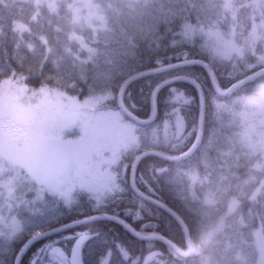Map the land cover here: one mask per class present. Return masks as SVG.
<instances>
[{
    "label": "trees",
    "instance_id": "obj_1",
    "mask_svg": "<svg viewBox=\"0 0 264 264\" xmlns=\"http://www.w3.org/2000/svg\"><path fill=\"white\" fill-rule=\"evenodd\" d=\"M73 1L0 0V91L26 84L36 101L60 98L69 109L91 113L116 110L149 140L137 149L123 144L113 162L117 185L109 183L105 196L77 189L68 198L0 153V264H16L30 239L63 226L34 240L19 264H68L84 232L82 264L254 263V231L261 224L264 229V155L245 138L246 122L234 99L264 83V74L220 94L201 63H178L205 61L222 89L264 67V55L253 51L252 42L244 57L230 59L207 43L208 30L216 28L247 48L248 10L255 0H91L97 13L91 22L76 18ZM161 67L168 68L124 90L126 107L147 120L163 84L155 118L141 122L121 107L122 87L133 75ZM197 84L205 99L200 140L188 154L169 158L164 154H181L196 140ZM172 119L181 121L179 138L158 142ZM148 150L156 153L138 161L134 187V162ZM232 199L239 204L228 212ZM158 201L179 215L188 237L178 217Z\"/></svg>",
    "mask_w": 264,
    "mask_h": 264
},
{
    "label": "rangeland",
    "instance_id": "obj_2",
    "mask_svg": "<svg viewBox=\"0 0 264 264\" xmlns=\"http://www.w3.org/2000/svg\"><path fill=\"white\" fill-rule=\"evenodd\" d=\"M250 6L252 35L246 39L248 47L243 48L237 39H226L215 28L208 30L207 35L213 53L229 59L232 55L244 57L252 42L253 51L260 57L264 55V0H255ZM71 8L78 20L91 22L97 16L91 0H74ZM235 97L246 122L243 134L249 145L264 155V83ZM180 124L181 121L178 124V120L172 119L158 142L168 145L176 141L182 132ZM139 131L136 123L125 120L116 110L91 113L87 109H69L60 98L36 101L26 84H8L0 91V153L26 169L37 182L68 198L74 197L77 189L100 196L109 193L117 185L119 169L114 165L120 159L123 144L137 149L142 139L144 143L149 140ZM109 183L113 184L110 188ZM262 183L254 191V197ZM238 204L237 199H232L228 212ZM15 218L18 220L17 215ZM20 227L21 224L14 225L15 230ZM254 235L258 257L252 264H264L262 224ZM87 236L86 232L80 233L68 264H82L80 250Z\"/></svg>",
    "mask_w": 264,
    "mask_h": 264
},
{
    "label": "water",
    "instance_id": "obj_3",
    "mask_svg": "<svg viewBox=\"0 0 264 264\" xmlns=\"http://www.w3.org/2000/svg\"><path fill=\"white\" fill-rule=\"evenodd\" d=\"M192 63H201L205 68H207V70L210 72V75H211V77H212L213 84H214V86H215L217 92L220 93V94H225V93H227V92H230L232 89H234V88H236V87H239V86H242V85H245V84H247L249 81H251L252 79L258 77L259 75L264 74V67H262V68L256 70L255 72L251 73L250 75L244 77L243 79H241V80H239V81L233 83V84H232L230 87H228L227 89H222V88L219 87V85H218V83H217V81H216V79H215V76H214V74H213V72H212V69L210 68V66H209L205 61H203V60H201V59H196V60L182 61V62H180V63H178V64H182V65H183V64H192ZM167 68H168V67H161V68H158V69L148 70V71H144V72L138 73V74L133 75L132 77H130V78L124 83V85H123V87H122V90H121V94H120V105H121V107L124 109V111H125L127 114H129L131 117H133V118H135V119H137V120H139V121H141V122H149V121H151V120H153V119L155 118L156 113H157V103H156L157 91H158V89H159L163 84H161L159 87H157V89H156L155 92H154V95H153V114H152V116H151L149 119H147V120H143V119L137 117L133 112H131V111L126 107V105L124 104V101H123V93H124L125 88H126V87H127L132 81H134V80L140 78L141 76H144V75H147V74H151V73H155V72H158V71H161V70H165V69H167ZM197 86H198L199 94H200V116H199V126H198V132H197L196 140H195V142L193 143V145L190 147V149H188L187 151H185V152H183V153H181V154H178V155H175V156H171V155H168V154H164V153H162V154L166 155V156L169 157V158H175V157L179 158V157H181V156H183V155H185V154H188V153H189V152H190V151H191V150L197 145L198 141L200 140L201 133H202V127H203L204 114H205V99H204V94H203V91H202L201 86L198 85V84H197ZM150 153H156V151H152V150L145 151V152L141 153V154L136 158V160H135V162H134L133 170H132V184H133L134 187H135V169H136L137 163H138V161H139L143 156L148 155V154H150ZM158 203L161 204L164 208H166L167 210H169L170 212H172L173 214H175V215L178 217V219H179V221L181 222V224L183 225L184 230H185V232H186V235H187V237H188V236H189L188 228H187V226L185 225L184 221L179 217V215H178V214H177L172 208H170L168 205H166V204H164V203H162V202H159V201H158ZM97 216H99V215H97ZM97 216L92 217V218H96ZM87 219H90V218H87ZM84 220H86V219H84ZM82 221H83V220H79V221H75V222H73V223H70V226L76 225V224H78V223H80V222H82ZM64 227H65V226H63V227H59V228L54 229V230H51V231H48V232H46V233H41V234H39V235L33 237L32 239H30V240L24 245V247L21 249L20 253L18 254L17 259H16V264H19V262H20V258H21V256H22L23 252L26 250V248H27V247H28V246H29L34 240H36L37 238H39V237L42 236V235H45V234H48V233L55 232V231L60 230V229H62V228H64ZM132 230H133V229H132ZM133 231L135 232V230H133ZM169 242H170L171 244H173V245L178 249V251H180L181 253H187V252H182V251H181V250H180V249H179V248H178V247H177L172 241L169 240ZM192 250H193V246H192V244H190L189 251L191 252Z\"/></svg>",
    "mask_w": 264,
    "mask_h": 264
}]
</instances>
